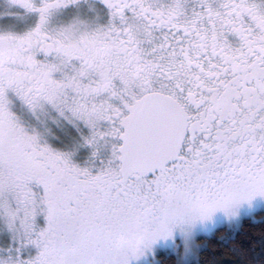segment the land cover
<instances>
[{"label": "snow or ice", "instance_id": "6c2138e0", "mask_svg": "<svg viewBox=\"0 0 264 264\" xmlns=\"http://www.w3.org/2000/svg\"><path fill=\"white\" fill-rule=\"evenodd\" d=\"M258 210L264 0H0V264H194Z\"/></svg>", "mask_w": 264, "mask_h": 264}, {"label": "trees", "instance_id": "16d2710c", "mask_svg": "<svg viewBox=\"0 0 264 264\" xmlns=\"http://www.w3.org/2000/svg\"><path fill=\"white\" fill-rule=\"evenodd\" d=\"M264 237V211L239 226L220 227L197 240L199 250L194 264H259L261 238ZM162 264H173L166 253L159 257Z\"/></svg>", "mask_w": 264, "mask_h": 264}, {"label": "rangeland", "instance_id": "374dc122", "mask_svg": "<svg viewBox=\"0 0 264 264\" xmlns=\"http://www.w3.org/2000/svg\"><path fill=\"white\" fill-rule=\"evenodd\" d=\"M258 211H259V210H258ZM239 225H240V223H236V224H234L232 227L239 226ZM211 233H212V231H210V232H208L207 234L202 235V236H207V235H209V234H211ZM196 243H197V241H196ZM197 245H199V244L197 243ZM199 248H200V247H199ZM196 257H197V255L193 257V260H195Z\"/></svg>", "mask_w": 264, "mask_h": 264}, {"label": "flooded vegetation", "instance_id": "af4514ba", "mask_svg": "<svg viewBox=\"0 0 264 264\" xmlns=\"http://www.w3.org/2000/svg\"><path fill=\"white\" fill-rule=\"evenodd\" d=\"M257 212H258V211H257ZM224 226H225V225L221 224V225H218L217 228L224 227ZM217 228H216V229H217ZM216 229H214L213 231H215ZM213 231H212V232H213ZM201 237H202V236H201Z\"/></svg>", "mask_w": 264, "mask_h": 264}]
</instances>
